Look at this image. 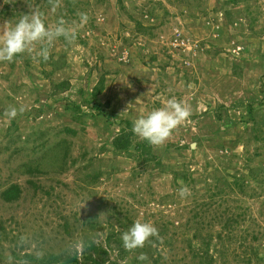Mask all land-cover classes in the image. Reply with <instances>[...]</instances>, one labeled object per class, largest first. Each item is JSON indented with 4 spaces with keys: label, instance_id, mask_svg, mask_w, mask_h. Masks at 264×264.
I'll return each instance as SVG.
<instances>
[{
    "label": "rangeland",
    "instance_id": "rangeland-1",
    "mask_svg": "<svg viewBox=\"0 0 264 264\" xmlns=\"http://www.w3.org/2000/svg\"><path fill=\"white\" fill-rule=\"evenodd\" d=\"M31 12L76 36L0 61V264H87V237L98 264H264V0H0V37ZM172 99L191 115L155 162L115 152ZM137 220L158 237L129 251Z\"/></svg>",
    "mask_w": 264,
    "mask_h": 264
},
{
    "label": "clouds",
    "instance_id": "clouds-1",
    "mask_svg": "<svg viewBox=\"0 0 264 264\" xmlns=\"http://www.w3.org/2000/svg\"><path fill=\"white\" fill-rule=\"evenodd\" d=\"M87 15L81 14V23L87 21ZM75 32L65 26L60 20L55 26L46 25L42 15L38 12L25 14L14 27L0 37V61H13L18 54L25 52L32 53L33 45L39 43L40 50L37 56L48 59L49 46L59 37L71 42L75 39ZM8 116L15 117L17 110L11 108ZM191 115L190 109L184 103L172 99L165 107L152 110L147 115H142L134 121L133 131L141 139L147 140L153 146H162L180 124L186 121ZM186 188L180 189L181 197L187 194ZM158 237V230L151 222L137 220L125 231L121 239L126 250L144 248L146 244ZM141 260L147 257L141 254Z\"/></svg>",
    "mask_w": 264,
    "mask_h": 264
},
{
    "label": "trees",
    "instance_id": "trees-1",
    "mask_svg": "<svg viewBox=\"0 0 264 264\" xmlns=\"http://www.w3.org/2000/svg\"><path fill=\"white\" fill-rule=\"evenodd\" d=\"M139 26H141V23H138ZM145 30L146 28L143 27ZM105 90L104 84H101L100 89L96 88L95 92L91 93V96L93 100H85L84 103L87 104V106L91 107V110H97L98 113L104 114V109L108 108L110 106V103L107 102L102 106L101 102L98 101V97L102 94V92ZM224 106L221 107V109ZM250 114L252 115V104L249 106ZM113 114H110L108 118L111 120V117ZM218 118L221 119V115L218 114ZM133 122L132 121H126L121 126V131L113 138L111 142V146L114 148L116 153H127L132 150H137L139 152L140 156H143L146 158V162H155L158 159V156L155 154V148L150 144L147 140L140 142L138 139V136L133 131ZM68 155V153L66 154ZM34 172H37L38 170H32ZM31 185L38 186L36 183L30 181ZM21 187L19 185H11L8 189H6L5 192H3V198L6 202H15L20 199L21 196ZM95 227V226H93ZM87 237V236H86ZM86 244H89V247L87 249L91 252L89 255L86 256L85 261L87 264H98L99 262L95 261L93 256L94 253L97 252V254L100 253L98 247L90 240L89 237L85 240ZM101 250H104L103 248ZM101 253L104 255H107L106 251H101ZM100 255V254H99ZM27 258L29 261H34L37 264H79L78 262V256L77 254L75 256H71L70 254L66 255H59L56 256L54 254H45L44 257L35 258L31 255H27ZM63 259V260H62ZM62 260V261H61ZM111 264H117L111 263Z\"/></svg>",
    "mask_w": 264,
    "mask_h": 264
}]
</instances>
